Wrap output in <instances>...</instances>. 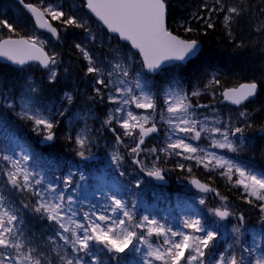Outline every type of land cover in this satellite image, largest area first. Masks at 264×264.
I'll list each match as a JSON object with an SVG mask.
<instances>
[{
    "label": "snow or ice",
    "instance_id": "snow-or-ice-1",
    "mask_svg": "<svg viewBox=\"0 0 264 264\" xmlns=\"http://www.w3.org/2000/svg\"><path fill=\"white\" fill-rule=\"evenodd\" d=\"M18 3L57 41L61 39V31L51 22H59L63 31L82 29L93 41L96 39L86 26L87 21L66 13L62 4L45 5L44 0H39V6L26 0H18ZM83 6L102 21L110 33L130 42V47L138 50L142 57L138 71H130L129 56L120 62L100 66L85 47L80 43L74 45L87 60L85 75L94 78V94L87 101L104 102L106 99L115 106L109 110L102 127L107 126L114 134L117 145L128 149V155L141 176L125 184L117 182L107 190L97 189L93 196L101 203H90L88 210H84L87 197L78 199L77 191L89 178L85 172L77 168L69 170L62 178L54 177L48 181L42 172L31 166L34 158L43 157H36L18 143L19 152L15 148L10 151L0 149V184L11 193L24 196L28 202H21L22 207L29 209L38 219L47 221L52 228V234L46 238L27 232L15 201L0 192V264H129L126 258L130 253L139 255L136 264H264V169H256L251 162H240L241 154L254 148V140L264 139V125L257 126L246 109L239 112L235 121L231 116L219 119L215 115L201 120L197 110L209 109L210 105L193 104L192 97L199 96L200 91L188 93L179 87L178 81H173L163 94L164 107L159 111L160 120L168 126L165 144L159 148L144 146L146 138L160 131L155 119L158 93L152 91L149 76L170 71L176 61L185 62L196 57L200 51L199 42L181 39L169 30L168 0H84ZM200 8L203 11L194 13L192 18L202 21L205 31L214 28L211 21L220 13L230 37L233 32L229 22L252 15V6L245 0H234L233 3L213 0L211 6L205 2ZM257 11L264 18V0ZM0 26L13 33L17 31L7 19H0ZM181 27L189 33L195 31L187 21L182 22ZM254 32L264 34V19ZM44 43L39 37L27 40L8 38L0 41V57L20 66L38 62L51 83L58 78L60 54L46 52L42 46ZM244 46V41L238 45ZM220 83L215 76L208 82L209 85ZM259 88L260 84L253 79L239 88L225 89L222 95L240 106L255 97ZM37 92L34 83H27L19 103L2 89L0 97H3V106L19 119L30 121L33 130L42 134L44 141H54L60 124L57 116L64 117L68 109L52 111L42 105ZM64 98L69 105L73 103L70 93L66 92ZM17 107L18 112L15 111ZM133 109L143 110V113L138 115ZM212 111L216 112L215 109ZM5 119V114L0 113V123ZM75 119L85 121V127L75 134L70 130L66 139L75 143L76 155L81 161L93 160L87 115L76 114ZM113 122L123 130L122 133L111 126ZM122 137H132L135 146L129 148ZM201 140L207 141L206 147L199 146ZM160 153L164 154L163 157ZM173 156L195 161L205 169H218L221 176L242 189L241 199L249 205L255 204L260 211L261 229L259 234H251L250 243L245 239L249 235L245 213L234 210L228 205L227 196L198 179L190 181L202 194L193 204L206 205L204 194L213 192L219 197L221 206L200 211L188 201H182L177 193L178 206L182 203L191 211L169 219L154 212L150 204L135 198L134 193L143 187V176L165 181L167 170L161 164L165 158ZM123 160L124 156L119 152L110 157L113 171L121 178L127 175L122 170ZM175 167L189 173L192 171L190 166L181 162ZM233 218L236 223L231 227L232 243L217 250L220 225ZM100 252H106V259H101Z\"/></svg>",
    "mask_w": 264,
    "mask_h": 264
},
{
    "label": "trees",
    "instance_id": "trees-1",
    "mask_svg": "<svg viewBox=\"0 0 264 264\" xmlns=\"http://www.w3.org/2000/svg\"><path fill=\"white\" fill-rule=\"evenodd\" d=\"M34 2L39 5V0H26ZM60 0H44V4L49 3L58 4ZM207 3V0H168V27L175 34L191 40L195 39L201 42L202 50L199 55L187 62L185 65L179 67H171L170 71L165 72L163 75L156 76L151 79L153 87L161 88L162 83L167 76H171L180 82V85H193L196 80L203 79L206 82L202 83L206 87L209 80L215 76L221 83L220 85H209L215 92V98L219 100L220 92L227 87L238 85L242 82L257 80L260 84V90L256 99L250 103L259 109L255 114H252L253 122L257 125H264V34H255L254 29L260 23L261 18L257 11L261 0H245V3H250L252 6V15L240 18L237 21H230L233 36L228 35V28L224 24L223 14H215L213 20L214 28L205 31V25L202 21L193 19L194 13L202 12L200 8L202 3ZM234 0H227V3H233ZM77 3L79 6L75 7ZM209 6H211L209 4ZM64 8V7H63ZM78 8V10H76ZM66 13L76 15L77 17L86 18L88 16L79 0H69L67 9L64 8ZM81 16V17H80ZM0 19H7L16 28L20 23H24L27 16L19 7L18 3L14 0H0ZM187 21L195 31L189 33L184 31L181 23ZM59 28L62 29L59 22H55ZM69 28L64 31V37L61 43L60 56L65 66L64 71L58 70V78L54 82H49L45 76H37L36 70L30 68L29 73L25 70L14 69L8 65L0 64V89L5 91L9 96L19 92L24 86L25 77L27 74L33 75L35 86L38 89L37 96L42 105L51 108L52 111L63 110L67 108L68 111L64 117L57 116L60 124L56 128V139L54 143L46 147L38 145V133L32 129L30 122L21 120L19 117H12V111L3 106V97H0V113L5 114L6 119L0 123V149L9 150L10 144L15 141L16 144L23 146L26 151L35 154L36 157H43V159L34 158L31 161V166L36 170L42 172L48 181L54 180V177H63L68 174L69 170L75 171L79 168L80 171L85 172L89 177L84 182L85 189H79L94 198L93 192L98 183V165L95 163H88L80 161L76 155L75 143L66 139V136L71 130L73 134L79 131L80 128L85 127V121H77L76 119L68 122L67 117L76 113L86 114V126L90 130L89 136L93 143L91 152L100 154L102 149H106V145H114L117 150L125 158L123 160L122 170L127 175L119 177L114 171L113 167L108 169V172L113 171L115 174L110 176L117 185V180L120 184L128 183L135 179L138 175L136 167L129 161L128 149L122 145H117L114 134L109 131L107 126H103L105 107L97 100L89 103L87 98L92 96V83L94 78L92 75H85L87 69V61L83 55L74 49V42L80 43L85 46L89 53L95 57L99 55L98 49H106L104 44L97 38L93 41L87 37L83 32L78 36V29ZM63 30V29H62ZM82 30V29H81ZM16 33V32H15ZM18 34H15L16 36ZM107 35V34H105ZM96 37V36H95ZM241 41L245 42L244 47H238ZM117 42V41H116ZM100 45H98V44ZM119 43V42H117ZM73 58L74 61L70 64L66 62L67 58ZM138 63L140 61L138 60ZM6 85V87H5ZM70 93L73 96V103L69 105L64 98L65 93ZM61 105L63 107H61ZM36 106H41L37 104ZM134 110V109H133ZM135 111V110H134ZM11 113V114H10ZM117 128L118 133H122L115 122L111 125ZM250 135H257L249 133ZM128 147H133L132 137H122ZM36 140V142H34ZM160 137L155 136L150 138L144 146L151 148L153 146L161 147L159 144ZM30 143V145L28 144ZM254 148L251 151H245L241 154L240 161L243 163L251 162L256 169H264V139H256L253 141ZM163 157V153H160ZM150 159V158H149ZM244 159V160H243ZM83 162H85L83 164ZM177 162L184 163L190 166L191 173L186 170L182 171L175 167ZM166 171V178L169 179V184L165 186H156L151 179H145L149 185L143 184L146 192V198L152 206L154 212L162 215L163 211H170L174 214H181L180 210H186V205L180 204L175 199V194L179 193L181 200L184 201L186 196L183 197V192H180L177 184L178 180L187 181L192 177H198L204 182L214 187L222 196H227L228 199L237 207L236 211L245 213L249 235L245 237L247 241L251 242L250 229L255 228L258 231V208L254 205L252 210L247 208L249 204L241 199L240 189L235 187L233 183L228 181L225 176L219 174V170L205 169L203 166L197 165L195 161L183 160L179 157H168L163 160L161 164ZM0 192L10 196L17 203L16 207L20 209V214L24 220V227L27 232L35 233L38 237L52 234L50 226L47 221H42L37 218L29 209L22 207V203H27L28 200L20 194L11 193L8 188L0 184ZM136 193V192H135ZM155 194V195H154ZM143 198V197H142ZM211 200H215L213 195L210 196ZM187 201V200H186ZM193 204V202H192ZM197 210L203 211L204 206H197L193 204ZM180 211V213H179ZM191 211V208H190ZM236 223L235 219L220 225V239L217 243V250H222V246L232 243L231 227ZM106 254V252H104ZM105 254L101 255V259H106ZM56 255L55 252L52 253ZM111 264V262H109Z\"/></svg>",
    "mask_w": 264,
    "mask_h": 264
},
{
    "label": "rangeland",
    "instance_id": "rangeland-1",
    "mask_svg": "<svg viewBox=\"0 0 264 264\" xmlns=\"http://www.w3.org/2000/svg\"><path fill=\"white\" fill-rule=\"evenodd\" d=\"M207 3L211 5L213 3V0H207ZM61 4L63 5V7L65 9H67V6L69 4V0H60L58 2V4L53 3V5H61ZM74 6L77 7L79 5L77 3H75ZM76 10H78V8ZM85 17L86 18H83V19H84V21H87V25L86 26L91 30V33L96 36V38H97L96 42L99 41L101 44H104L106 46V49H98L100 54L99 55L96 54V56L93 57V59L97 62V64H99L100 66H108L109 64L120 62L125 56H129V57H131L130 71H138L140 69V64L137 61V57H136L135 53H133L127 46H123L121 43H117L115 39L111 38L108 35H105L106 32L103 31L100 28L101 27L100 25L97 26L96 23L93 20H91L88 16L85 15ZM81 19H82V17H81ZM16 29H17L16 33L10 32L7 35L18 34V35H27L30 38L39 37L40 40L45 41V43L48 44V46L49 45L52 46V48H50L52 50V52H58L60 54L61 43H62V40H63V37H64V31L63 30H62L63 31V35H61V39L59 41H51L44 34H41V33H38L36 31H34L29 24L20 25ZM6 30H7L6 28H3L2 26H0V39L6 36V33H5V32H7ZM75 30H77V29L75 28L74 31ZM78 32H79L78 36H81L82 32L85 33L81 29H78ZM85 35L87 37H90L88 33H85ZM73 42H74V45H75L76 42L74 40H73ZM45 43L43 45H45ZM98 45H100V44H98ZM83 47H85V46H83ZM74 49H76V48L74 47ZM59 59H60L59 69L60 70L62 69V71H64L65 66L63 64L61 56L59 57ZM73 61H74V59L72 57L71 58L68 57L66 59V62L68 64L72 63ZM35 67H34V69L36 70V75L37 76H45L46 77V72L42 73L41 70H39L41 68H39V67L35 68ZM57 71H58V69H57ZM173 81H176V80L173 77L167 76L165 78V81L162 83V87L161 88L157 89L156 87L152 86V91L158 93V96H157V104H158V110L157 111H158V114L156 115L155 119L157 120L158 125L160 127L159 144H161V147L164 146L165 141L167 139L166 133H167V127L168 126L165 124L164 121L160 120L159 111H160L161 108L164 107V105H163V94L170 86L173 85ZM204 82H206V81L203 80V79L196 80L193 85H180V82H179V87L183 88L188 93H191V92L196 91V90L200 91L201 94L199 96L192 97L193 104L206 103V104L210 105L209 109H198L197 110L198 113H199V116H198L199 119L202 120V119H204L205 116H208V117L211 118V117H213L215 115L219 119H223V118H226L227 116H231L233 118V120L235 121L236 118L238 117V114H239L240 111H244L246 109L247 112L251 114V116H252V114H255V112L257 111V108H255L254 104H251V105L249 104L247 107H242V108H238V109H230V110H229V108L227 109L226 107L220 105V102H219L220 100H217L215 98L214 90L212 91L210 88L202 86V83H204ZM27 83H34L35 84V80H34L33 75L29 74V76H28V74H27L26 77H25V82H24V86L22 87V89L19 92H17L16 94L10 95L9 97L13 98L14 100L17 101V103H19V101L21 99V96L23 94V89L27 87ZM207 86H209V85L207 84ZM97 101L100 102L99 100H97ZM101 104L104 105V107L107 109V112H106V109H105L104 115H103L104 119H106L109 110L114 108L115 106L110 104L106 99L104 100V102H101ZM212 109H215L216 112L213 113ZM19 110H20L19 107H17L15 109L16 112H18ZM134 112L139 115V114L143 113V110L136 109ZM12 113L13 114L10 113L12 117H18V116L15 115L14 112H12ZM76 114H79V113H76ZM66 119H67L68 122H71V121L75 120V115L72 114L69 117H67ZM30 125H31V127L33 129V126H32L31 122H30ZM34 132L40 134L37 131H34ZM34 142H36V140H34ZM193 143H197V142H193ZM198 143H199L200 147H206L207 146V141L206 140H201ZM28 144L30 145V143H28ZM13 148H15V150L17 152L20 151V149L17 148L16 146L11 147L9 149V151L11 149H13ZM76 149H77V146L75 145L74 150L76 151ZM116 150H117L116 146H114V145H106V149H102V153H100L99 155H97V153H92L93 156H94L93 161H95V164L99 165L102 168V170H103V171L100 172V176L98 177L99 179H98V183H97V185L95 187V191L97 189L107 190V188L115 185L112 181H110L107 178V176H106L107 174H106V171H104V168L109 163L111 164L110 157H111L112 154L115 153ZM217 151H219L221 153H224L225 150H217ZM227 155L231 156L232 154L228 153ZM149 158L151 159V157H149ZM105 161H107L106 162L107 165L105 164ZM129 161L132 163V158L131 157H130ZM88 163H91V162H88ZM101 163L105 164V166L102 167ZM122 165H123V162H122ZM200 166H203V165H200ZM97 170L100 171L101 169L98 167ZM139 176H141V173H140ZM142 178L144 180L145 176H143ZM234 179H235V177H234ZM144 184L145 185H149V182L144 180ZM180 189L182 190V192L184 194L183 197L187 196L188 199H190V200L191 199L195 200L200 195H202V194H198L195 191H193L192 187L189 184L180 187ZM239 189H240V192H241L240 194H242V189L241 188H239ZM144 190L146 191L147 188H143V190L136 191V193H134L135 198L145 201V198H142V197H144V194H145ZM78 193H79V196H77L78 199H83L84 197H87V200H84V210H88V205L90 203L91 204H97V205H99L101 203V201L99 199H97L96 197L92 198V196H90L87 193H83V192L77 191V194ZM191 201H188V202L190 204H192ZM227 203H228V205L230 207H232L234 209H237L235 207V205L229 199H228ZM197 206H198V204H197ZM203 206H204V209L205 208H216V207L221 206V201H220L219 197L215 198V200H211L210 198L208 199L206 197V205H203ZM247 208H250L249 210H252L253 206L252 205H248ZM189 212H190V208L186 207V210H184V211L182 210L181 215H184L185 213H189ZM166 215L168 216L169 219L175 218L174 215L168 214V212L166 213ZM258 216L260 217L259 209H258ZM230 221L231 220H229V222ZM258 223H259V220H258ZM50 229L52 231V228H50ZM250 232H251V234H259V232L257 233V231L254 230V229H250ZM59 243L62 244L63 242L60 241ZM126 259L129 262V264H136V261L139 260V255L132 253V254H129Z\"/></svg>",
    "mask_w": 264,
    "mask_h": 264
},
{
    "label": "water",
    "instance_id": "water-1",
    "mask_svg": "<svg viewBox=\"0 0 264 264\" xmlns=\"http://www.w3.org/2000/svg\"><path fill=\"white\" fill-rule=\"evenodd\" d=\"M18 1V0H17ZM84 1V0H83ZM26 10V9H25ZM86 10L95 18V19H97L104 27H105V29L107 30V28H106V26L102 23V21H100L97 17H95V15L94 14H92L87 8H86ZM31 15V14H30ZM32 16V15H31ZM33 19H34V17H33ZM34 21H35V19H34ZM36 23V22H35ZM36 25L38 26V28L40 29V30H45V31H47L46 29H42V28H40L39 27V25L36 23ZM108 31V30H107ZM108 33L109 34H111V35H114V36H117V34H113V33H110L109 31H108ZM118 37V36H117ZM181 38V37H180ZM8 39V38H7ZM11 39H15V40H19V39H25V38H11ZM182 39V38H181ZM3 40H5V39H3ZM2 40V41H3ZM26 40V39H25ZM120 40V39H119ZM120 41H122V42H124V43H127V44H129L130 45V42H125V41H123V40H120ZM201 43L199 42V49H200V51H201ZM134 51H136V52H138V50H136V49H133ZM200 51H199V53H200ZM198 53V54H199ZM198 56V55H197ZM196 56V57H197ZM196 57H194V58H196ZM140 58H141V60H142V57L140 56ZM193 58V59H194ZM0 62H2V63H7V64H10V65H13V66H15V67H23V66H20V65H15V64H12L10 61H8L5 57H0ZM33 62H35V61H33ZM187 61H185V62H180V61H176V62H174V64H176V63H182V64H184V63H186ZM30 63H32V62H30ZM29 63V64H30ZM25 66V65H24ZM154 74H157V73H153V75ZM244 83H248V82H244ZM244 83H242V84H244ZM241 85V84H240ZM240 85H238L237 87H233V88H239L240 87ZM227 89H232V88H227ZM258 91H259V89H258ZM224 92V91H223ZM223 92H222V94H223ZM222 97H223V95H222ZM254 97H252V98H249V100L248 101H250V100H252ZM248 101H245L243 104H245V103H247ZM221 103H223V104H231V105H234V106H237L238 107V105H235V104H233L230 100H226L224 97H223V99H222V101H221ZM42 143H44V144H46V143H49L48 141H44L43 139H42V141H41ZM51 142V141H50ZM199 180V179H198ZM154 181H155V183H157V184H162V183H166L167 182V180L165 179V181H156L155 179H154ZM202 182V181H201ZM203 183V182H202ZM194 188V187H193ZM195 189V188H194ZM196 190V189H195ZM196 191H198V190H196ZM209 193H213V192H209ZM208 193V194H209ZM215 194V193H214Z\"/></svg>",
    "mask_w": 264,
    "mask_h": 264
}]
</instances>
